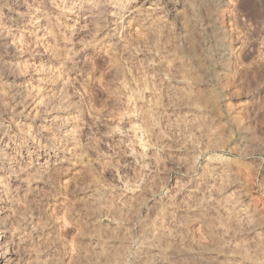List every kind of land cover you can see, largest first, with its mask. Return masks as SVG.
<instances>
[{"label":"clouds","instance_id":"obj_1","mask_svg":"<svg viewBox=\"0 0 264 264\" xmlns=\"http://www.w3.org/2000/svg\"><path fill=\"white\" fill-rule=\"evenodd\" d=\"M262 173L264 0H0V264H264Z\"/></svg>","mask_w":264,"mask_h":264},{"label":"rangeland","instance_id":"obj_2","mask_svg":"<svg viewBox=\"0 0 264 264\" xmlns=\"http://www.w3.org/2000/svg\"><path fill=\"white\" fill-rule=\"evenodd\" d=\"M262 174H264V173H262ZM65 183H68V180H65Z\"/></svg>","mask_w":264,"mask_h":264}]
</instances>
